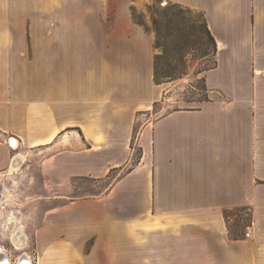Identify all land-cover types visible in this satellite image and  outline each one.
Segmentation results:
<instances>
[{
	"label": "crops",
	"instance_id": "1",
	"mask_svg": "<svg viewBox=\"0 0 264 264\" xmlns=\"http://www.w3.org/2000/svg\"><path fill=\"white\" fill-rule=\"evenodd\" d=\"M150 1L0 0V133L46 153L53 203L36 264H264V0H165L216 42L209 99L179 109L160 106L154 35L132 17ZM243 207L235 238L225 214Z\"/></svg>",
	"mask_w": 264,
	"mask_h": 264
},
{
	"label": "rangeland",
	"instance_id": "2",
	"mask_svg": "<svg viewBox=\"0 0 264 264\" xmlns=\"http://www.w3.org/2000/svg\"><path fill=\"white\" fill-rule=\"evenodd\" d=\"M181 8L182 9L179 10V8L173 7V3L165 0H152L144 7H132V13L134 15L133 20L140 22L147 30L153 32L154 42H156V32L152 23L154 17L164 23L165 33H171L169 38L174 36L172 31L173 27L168 22L170 12H178L181 19L190 21L195 25V28L200 31L203 25L201 13L192 9L189 11L187 10L188 7L182 6ZM198 35L199 37L195 38L188 47H184L180 50L173 46L172 50L170 49V51L164 53L163 47L160 46L157 48V54L161 55V58L158 59V67L161 72L173 71V73H183L181 77L173 80L169 78L163 79L161 83L163 95L162 100H160V106L164 105L172 109L192 107L198 105L200 103L199 101L204 99L207 95L202 82L203 70L212 64L213 55L202 56L200 42L204 40L205 37L201 32H199ZM165 36H167V34H165ZM158 107L159 106L154 109L155 113H153L152 110L150 111L148 118L152 119L154 114H158ZM36 152L38 151L36 150L31 156L27 155L26 157L24 154H22V156L20 153H17L22 156L23 161L20 170L14 177L16 184L13 188L14 204L12 208L16 211L15 215L21 220L27 239L25 242L21 243V247L18 249L16 244L12 246L9 242L7 236L8 231L0 229V246H4L9 251L12 256V261L16 259L19 253L23 252L30 257L31 264H36L37 261L34 243L35 230L40 225L44 211L53 204L48 198L50 195L46 194L41 187L42 180L39 174L41 160L46 156V153L37 154ZM135 155H137V152H135ZM5 159L6 151L0 148V160L4 161ZM116 174L117 173L113 171L106 179L96 182L87 179L81 180V188L78 189L73 196H84L90 192H100L113 180ZM238 213L241 217L240 220L244 221L242 224L251 218L249 210H240ZM5 214L6 213H4V215ZM230 215H232V213ZM238 218L239 216H234L229 226L234 227L236 223L234 219L237 220ZM250 222H248V224H250ZM245 231L246 228L242 227L239 233L244 234Z\"/></svg>",
	"mask_w": 264,
	"mask_h": 264
},
{
	"label": "trees",
	"instance_id": "3",
	"mask_svg": "<svg viewBox=\"0 0 264 264\" xmlns=\"http://www.w3.org/2000/svg\"><path fill=\"white\" fill-rule=\"evenodd\" d=\"M173 7L175 8H179V10H181L182 5L173 3ZM187 10L191 11V9ZM201 13V12H199ZM202 15V29L199 31V29L195 28V25L192 24L190 21L186 20V19H181L180 14L178 12L176 13H172L170 12V18L168 19V22L171 24V26L173 27L172 31L174 33V36H172V38H169L170 34L169 32L165 33V28H164V23L160 20H158L157 18H153L152 19V23H153V27L155 29L156 32V42H154V47L158 48V47H163L164 53H167V51H170V49L172 50V47L175 46L176 49L180 50L183 49L184 47H188L189 44L195 40V38L199 37V32L202 33V35L205 37L204 40H202L200 42L201 45V53L202 56H209V55H213V62L210 66H208L207 68H205L203 71L208 70L210 68H213L216 64V60L214 58L215 53H216V42L214 40V37L212 36V34L210 33L207 24H206V20L204 18V15L201 13ZM132 17L134 18V15L132 13ZM137 24L144 26L143 24H141L140 22L135 21ZM196 32V33H195ZM165 34H167V36H165ZM166 37V39H165ZM161 55L156 54L154 56V64H153V80L154 83L156 84H161L163 82V79L165 78H169L170 80L176 79L178 77H181V75L183 74L182 72L179 73H173V71H164L161 72L159 67H158V59L161 58ZM202 82H203V86H204V90L206 91V86L204 83V78L202 77ZM207 94V93H206ZM208 95L205 96L204 99L200 100L199 102H203V101H207ZM175 109H179V108H175ZM240 210H248L247 208L243 207L241 209L235 210L234 212H231L234 216H239V218L237 220L234 219L235 225L234 227H230L229 226V232L230 235H232L235 238L238 237H244V234H240L239 231L240 229L243 227L245 228L246 225H248V222L251 221V218L249 220H247V222H245L244 224H242L244 221L240 220V215L238 213V211ZM231 213H226L225 217L227 218L228 216H230Z\"/></svg>",
	"mask_w": 264,
	"mask_h": 264
},
{
	"label": "built area",
	"instance_id": "4",
	"mask_svg": "<svg viewBox=\"0 0 264 264\" xmlns=\"http://www.w3.org/2000/svg\"><path fill=\"white\" fill-rule=\"evenodd\" d=\"M15 142L13 143V141ZM4 143L8 146V148L13 152L10 157V164L14 160V157L17 153H19V144L18 141L7 134L0 133V144ZM19 167L17 171H10L9 166L6 169L0 170V229L3 231H8V240L11 242V231L14 226V221L11 220V217H18L15 215L16 211L12 208L14 204V197H13V188L16 184L14 179L17 172L20 170L21 162H19ZM4 213H6L4 215ZM5 226V227H4ZM250 224L246 225V231L244 233L245 237L249 236L250 233ZM13 246V245H12ZM31 263V262H30Z\"/></svg>",
	"mask_w": 264,
	"mask_h": 264
},
{
	"label": "bare ground",
	"instance_id": "5",
	"mask_svg": "<svg viewBox=\"0 0 264 264\" xmlns=\"http://www.w3.org/2000/svg\"><path fill=\"white\" fill-rule=\"evenodd\" d=\"M14 142H15V140L13 141V143ZM18 155L19 154H16L15 157H14V160L11 162L10 167H9L10 171H17L18 167H19V164H20L19 162L23 161V160H21L22 156H20V155L18 156ZM11 220L14 221V226H13V229L11 231V242H12L13 246H15V244H16L17 248L19 249V247H21V243L25 242V240L27 239V236H26V234L24 232L21 220L18 217H11ZM20 225L22 226V230H21V226ZM30 262H31L30 257L28 255L27 256L25 255L24 263L30 264Z\"/></svg>",
	"mask_w": 264,
	"mask_h": 264
},
{
	"label": "flooded vegetation",
	"instance_id": "6",
	"mask_svg": "<svg viewBox=\"0 0 264 264\" xmlns=\"http://www.w3.org/2000/svg\"><path fill=\"white\" fill-rule=\"evenodd\" d=\"M25 255L26 253L21 252L18 254L16 259L12 261V256L10 255L9 251L4 246H0V264H26L24 263Z\"/></svg>",
	"mask_w": 264,
	"mask_h": 264
}]
</instances>
